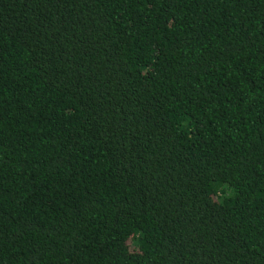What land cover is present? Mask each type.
<instances>
[{
  "label": "trees",
  "instance_id": "trees-1",
  "mask_svg": "<svg viewBox=\"0 0 264 264\" xmlns=\"http://www.w3.org/2000/svg\"><path fill=\"white\" fill-rule=\"evenodd\" d=\"M0 264H264V0H0Z\"/></svg>",
  "mask_w": 264,
  "mask_h": 264
},
{
  "label": "rangeland",
  "instance_id": "rangeland-1",
  "mask_svg": "<svg viewBox=\"0 0 264 264\" xmlns=\"http://www.w3.org/2000/svg\"><path fill=\"white\" fill-rule=\"evenodd\" d=\"M129 249L131 250V247L128 245Z\"/></svg>",
  "mask_w": 264,
  "mask_h": 264
}]
</instances>
